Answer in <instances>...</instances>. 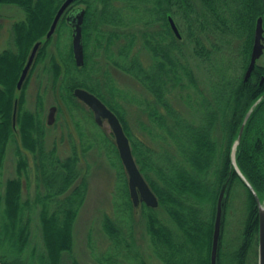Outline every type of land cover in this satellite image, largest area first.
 Wrapping results in <instances>:
<instances>
[{"label": "trees", "instance_id": "obj_1", "mask_svg": "<svg viewBox=\"0 0 264 264\" xmlns=\"http://www.w3.org/2000/svg\"><path fill=\"white\" fill-rule=\"evenodd\" d=\"M62 1L0 0V5H15L25 15L11 26L15 49L0 52V170L8 143L17 142L16 177L7 179L0 190V245L9 247L12 253L1 251L0 264H61L62 254L71 252L74 224L88 191L90 167L83 165V161L91 149L105 156L115 171L111 215L103 213L100 221L104 245L97 248L95 254L91 252L92 260L96 264H149L136 241L137 209L129 198L126 175L112 135L107 136L94 124L89 110L91 127L86 128L84 106L73 96L77 87L95 94L116 114L129 139L135 162L158 199L155 209L143 203L139 205L152 257L160 264H210L216 203L226 184L216 264H256L257 205L236 174L230 157L246 113L260 99L247 119L235 161L263 200L264 63L256 65L250 78L243 81L254 22L258 16L264 20L263 1L198 0L201 7L196 8L190 0H146L145 18L141 19L132 16L133 12L140 11L130 0H124L128 3L122 6L121 2L118 6L115 4L120 0H112L110 10L106 8L110 0H99L104 4L99 13L101 26L83 28L84 65L76 67L71 45L68 56L60 58V64L55 57H50L47 81L53 93L59 95L58 101L68 110L80 144L78 152L72 141L70 154L60 158L55 143L50 148L45 146L41 93L36 95L34 112L24 105L30 76L47 56L53 36L48 40L45 36ZM79 1L90 5L87 0ZM171 5H175L177 19L181 22L180 35L188 33L191 39L174 37L165 19ZM89 8L86 20L95 16ZM191 11L193 21L197 22L193 28L186 27ZM139 26L143 31L136 29ZM62 29L61 23L54 34H60ZM94 30L105 64L138 83L145 97L128 94L115 84L105 66L92 62L86 48L90 31ZM199 33L216 41L209 42L206 49ZM244 37L249 38V42L243 41L237 48L229 43L232 38L242 40ZM190 40L192 54L205 65L202 77L190 69L188 55L185 53L183 57L182 45ZM36 42L41 45L18 91L16 83ZM223 55L237 58L239 63L234 66L231 61L223 60ZM77 72L89 75L78 78ZM101 77L106 79L100 80ZM180 102L186 105L189 116ZM129 104L137 108L135 121L143 138H138L129 128L125 109ZM201 112L204 113L202 119L197 116ZM142 114L145 120H141ZM192 114H196L199 121L192 120ZM217 125L220 135L217 130L213 131ZM25 153L32 157L35 193L24 200L23 178L29 179ZM236 185L245 190L248 214L242 222L239 245L229 262L224 259L227 252L223 236L230 192ZM204 203L211 206L208 219L200 215L199 206ZM33 209L38 211L43 251L27 249ZM89 248L92 251L93 244L90 243ZM72 264L78 262L72 260Z\"/></svg>", "mask_w": 264, "mask_h": 264}, {"label": "rangeland", "instance_id": "obj_2", "mask_svg": "<svg viewBox=\"0 0 264 264\" xmlns=\"http://www.w3.org/2000/svg\"><path fill=\"white\" fill-rule=\"evenodd\" d=\"M146 1V0H145ZM133 2L137 4L138 1L133 0ZM118 5H120L118 3ZM132 12V11H131ZM132 16H136L137 18H145V14L143 12L132 13ZM25 15L22 9L15 5H0V52L5 49H15L13 43V36L11 31V26L14 22L24 19ZM176 24L180 25L181 22L176 18H174ZM105 28V27H103ZM136 29L142 28L139 26ZM182 29V28H181ZM90 38L87 43V52L90 54L92 58V62H97V66H102L108 69L111 77L114 79L115 84L128 92V94H133L135 96H141V98L145 97L146 94L142 87L136 83L133 79L125 74L116 71L113 67L105 64V56L103 51L97 47V41H95V30L90 31ZM182 36L186 37V33L183 32ZM97 39V38H96ZM71 45V33L68 28H63L60 34H54L52 40L47 49V56L45 60L40 62L34 69L33 73L30 76V80L28 86L26 88V103L24 108L34 112L36 109V95L37 93H41L42 99V119L45 123L46 116L48 113V109L56 105L58 106V112L55 115V121L52 126L45 125V146L50 148L53 143L56 144L57 155L60 158H64L70 154V143H73L78 147V152H80V144L77 136V132L75 127L73 126V121L71 120L68 110L64 105L58 101L59 95L53 93L50 89V85L47 81L49 73H47L50 68V57H55L57 63H61L62 57L68 56ZM192 48L191 43H183L182 45V53L183 57L186 54H190ZM144 54V51L142 52ZM144 56V55H143ZM187 62L189 64L190 69L195 73V75L202 77L205 65L201 60H198L191 57H186ZM222 59L226 61H231V63L235 66L239 63V60L234 59L232 56L223 55ZM264 63V54L257 61V65L261 66ZM103 70V69H102ZM79 72H77L78 75ZM85 75L89 73H84ZM78 75V78L84 76ZM106 79L105 77H101L100 80ZM89 83H92L90 81ZM137 94V95H136ZM175 101H178L175 100ZM183 110L187 112V107L183 102H180ZM126 106V117L128 119L129 128L131 131L138 137L143 138V133L140 132L137 127L136 119V110L137 108L133 104L125 105ZM128 106V107H127ZM61 109V110H59ZM86 111L84 119L86 120V128L90 126L91 121L88 116V109L83 107ZM74 113V111H72ZM83 112V111H82ZM189 112V111H188ZM187 112V116L189 113ZM196 114H192L191 118L195 122L199 121L198 118L195 117ZM200 119L204 117V113H200L197 115ZM91 119L92 115H91ZM145 120V116L142 114L141 120ZM104 134L110 136L111 132L107 123H104L101 127H98ZM217 130L218 134L219 129L218 125L213 131ZM18 137V135H17ZM71 137V138H70ZM18 139V138H17ZM113 139V138H112ZM17 142L8 143L6 148L5 159L3 162V167L0 170V190H3L4 182L9 178L16 177V164H17V155L15 151V146ZM102 152V151H101ZM27 161H28V181L23 178L24 183V192L23 199L25 200L27 197H33L34 190V182L33 172H32V157L30 154L25 153ZM98 150H90L88 152V157L83 161V165H89V173H88V191L84 200L83 205L80 207L78 216L76 218L74 229H73V247L70 253H63L61 257V264H72V260H76L78 264H96L91 257V252L95 254L97 248L101 249L104 245V233L101 229V217L102 214L107 212L111 215V206L112 203V190L114 188V176L115 171L114 168L110 167L105 156L100 155ZM245 202V203H244ZM246 201V193L241 185H236L232 188L229 197V211L227 212L228 218L226 221V226L224 230L223 236V244L226 247V256L225 260L229 261L233 257L235 249L239 245L238 237L241 233L242 222L245 219V215L248 214ZM141 206L136 207V220L139 224L136 227V241L139 246L141 253L144 255L149 264H160L158 260L151 256V249L149 246V237L146 233V230L143 226V217L141 215ZM200 215L202 218H209L211 214V206L210 204L204 203L199 206ZM162 217V211L160 213ZM29 242H28V251L35 248L37 251H43V242L41 237L40 226L38 223V211L33 209L31 211V223L29 225ZM93 244L94 248H89V244ZM9 252L12 253V249L9 247H1L0 252Z\"/></svg>", "mask_w": 264, "mask_h": 264}, {"label": "water", "instance_id": "obj_3", "mask_svg": "<svg viewBox=\"0 0 264 264\" xmlns=\"http://www.w3.org/2000/svg\"><path fill=\"white\" fill-rule=\"evenodd\" d=\"M76 0H64L61 6L56 11V14L52 20L50 28L46 33L45 39L48 40L55 32L57 23L65 11V9ZM264 2V0H263ZM84 17V11L80 10L72 17L67 18L68 21L71 22V47H72V56L77 67H81L84 63L83 61V44H82V22ZM170 28L173 33L179 38V32L177 30L176 25L174 24L171 18L168 19ZM263 40V27H262V19L259 17L256 21L255 29H254V40L251 49V55L249 64L245 71L244 80H246L252 70L256 65V61L263 54L264 45L262 43ZM41 42H37L31 49V52L28 56L27 62L21 71L19 79L16 83L17 90H20L28 72L33 64L34 58L40 47ZM73 95L82 102L85 106H87L94 117V122L98 126L103 125V121L109 126V129L113 135L115 147L117 150L118 157L120 162L124 168V171L127 175V186H128V194L129 198L134 207L138 206L140 202H143L147 207L156 208L158 206V200L153 191L150 189L149 185L145 181L144 177L140 173L134 157L131 152V147L129 140L124 133L123 127L117 118V116L112 112L97 96L88 92L87 90L76 88L73 90ZM264 97V94L262 95ZM260 101H256L251 108L246 113L240 129L237 134L236 140L233 142L232 150H231V164L244 183V185L250 190L257 205V217H258V228H257V264H264V199L260 200L254 189L248 182V180L244 177V175L239 170L236 161H235V151L240 142L244 127L246 125L247 119L252 112L253 108ZM16 107V106H15ZM56 111V107H51L49 109L47 124L51 125L54 122V113ZM15 116V108L13 112V119ZM226 184L221 188L217 203H216V212L214 219V227H213V235H212V245L210 251V264H216V255L218 250V241L220 237V228H221V220H222V201L225 197Z\"/></svg>", "mask_w": 264, "mask_h": 264}, {"label": "flooded vegetation", "instance_id": "obj_4", "mask_svg": "<svg viewBox=\"0 0 264 264\" xmlns=\"http://www.w3.org/2000/svg\"><path fill=\"white\" fill-rule=\"evenodd\" d=\"M64 1V0H63ZM62 1V2H63ZM86 1V0H85ZM88 2H89V6H87L84 2H82V1H79V0H77V1H75V2H73L71 5H69L66 9H65V11L62 13V15H61V18H60V20L58 21V25L60 24L61 25V23H62V27L63 28H68V29H71V26H72V24H71V22L70 21H68L67 20V18H70V17H72L74 14H76L78 11H80V10H83L84 11V17H83V22H82V29L84 28V27H90V28H95V27H98V26H101L100 25V21H99V19H100V17H99V13L101 12V10H103V8H104V4L101 2V1H99V0H87ZM136 1H138V3L139 4H137V7H138V11H140V13L141 12H144V8L147 6V3H146V1L145 0H136ZM263 1V0H262ZM62 2H61V4H62ZM119 2H121L122 4H121V6L122 5H126L128 2H126V1H124V0H120V1H116V6H118V3ZM190 2L191 3H194L195 4V6H193V7H196L197 8V6L200 8L201 6H200V3H199V1L198 0H190ZM130 3L131 4H135L136 5V3L135 2H133L132 0H130ZM223 3V2H222ZM222 3L220 2V4L222 5ZM264 3V2H263ZM61 4H60V6H61ZM59 6V7H60ZM112 0H110V4H108V5H106V8L107 9H111L112 8ZM58 7V8H59ZM90 7V8H89ZM89 8V10L90 11H93L94 13H95V16L93 17V18H88V20H86V11H87V9ZM58 10V9H57ZM56 10V11H57ZM190 16H189V22H188V24L186 25V27L188 26L189 28H193L192 27V25L193 24H195V23H197V22H194L193 21V12L191 11L190 12V14H189ZM177 16H176V8H175V5H171V7H170V13H168L167 15H166V22L168 23V25H169V22H168V19L169 18H172L173 19V21L175 22V20H174V18H176ZM261 18L262 19V27H263V17L262 16H258L257 18H256V20H255V22H254V25H253V31H252V38H251V49H252V45H253V40H254V29H255V25H256V21H257V19L258 18ZM175 24H176V22H175ZM57 25V26H58ZM157 26H159L158 24H156ZM156 25H155V27H156ZM176 26H177V28H178V31H179V33H180V31H181V27H180V25H178V24H176ZM185 27V28H186ZM169 28H170V25H169ZM198 30V29H197ZM200 35H199V39H200V41H201V43L206 47V49H208L209 48V42H215L216 40H215V38H213V37H210V36H206V35H204V34H202V33H199ZM174 35V34H173ZM181 36L182 35H180V37L178 38L176 35H174V37H176L177 39H181ZM190 36H188V33H186V37L185 38H188V39H191V38H189ZM248 39V40H247ZM243 41L244 42H246L247 41V43L249 42V38H247V37H244L242 40H240V38H232L230 41H229V43H233L234 44V47H239V44H242L243 43ZM189 43H191L192 44V42H191V40L188 42V44ZM236 43V44H235ZM262 43H263V45H264V28H263V40H262ZM192 46H193V44H192ZM264 49V48H263ZM83 50H84V55H85V47H84V45H83ZM191 51H192V48H191ZM263 54H264V50H263ZM263 54H262V56H263ZM188 55V57H191V56H193L194 57V55L192 54V52H190V54H187ZM250 55H251V50H250ZM250 55H249V57H250ZM261 56V57H262ZM260 57V58H261ZM195 58V57H194ZM259 58V59H260ZM193 72V71H192ZM194 73V72H193ZM251 75V74H250ZM250 78V76L246 79V80H244V78H243V81L244 82H246L248 79ZM263 80V78H261V81ZM261 81H260V83H261Z\"/></svg>", "mask_w": 264, "mask_h": 264}]
</instances>
